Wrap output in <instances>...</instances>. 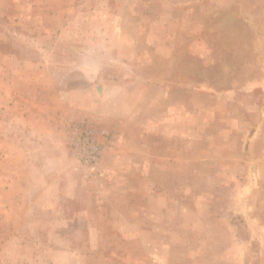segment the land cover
<instances>
[{
	"label": "rangeland",
	"instance_id": "obj_1",
	"mask_svg": "<svg viewBox=\"0 0 264 264\" xmlns=\"http://www.w3.org/2000/svg\"><path fill=\"white\" fill-rule=\"evenodd\" d=\"M21 109L111 140L0 182V264H264V0H0Z\"/></svg>",
	"mask_w": 264,
	"mask_h": 264
},
{
	"label": "crops",
	"instance_id": "obj_2",
	"mask_svg": "<svg viewBox=\"0 0 264 264\" xmlns=\"http://www.w3.org/2000/svg\"><path fill=\"white\" fill-rule=\"evenodd\" d=\"M62 119L48 112L45 114L44 110L27 114L22 109L15 116L1 118L0 158L7 169L0 176V182L6 196L10 197L17 190L20 172L31 178H45L67 160V139L59 124Z\"/></svg>",
	"mask_w": 264,
	"mask_h": 264
},
{
	"label": "built area",
	"instance_id": "obj_3",
	"mask_svg": "<svg viewBox=\"0 0 264 264\" xmlns=\"http://www.w3.org/2000/svg\"><path fill=\"white\" fill-rule=\"evenodd\" d=\"M72 157L83 167L94 169L100 162L103 150L111 136L98 131L86 121L74 122L65 131Z\"/></svg>",
	"mask_w": 264,
	"mask_h": 264
}]
</instances>
